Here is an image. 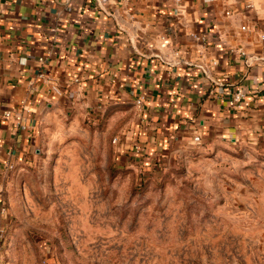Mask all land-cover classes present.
<instances>
[{"label": "crops", "instance_id": "0c3cea01", "mask_svg": "<svg viewBox=\"0 0 264 264\" xmlns=\"http://www.w3.org/2000/svg\"><path fill=\"white\" fill-rule=\"evenodd\" d=\"M247 1L0 0V171L61 113L134 108L149 144H264V0Z\"/></svg>", "mask_w": 264, "mask_h": 264}, {"label": "rangeland", "instance_id": "374dc122", "mask_svg": "<svg viewBox=\"0 0 264 264\" xmlns=\"http://www.w3.org/2000/svg\"><path fill=\"white\" fill-rule=\"evenodd\" d=\"M58 116L0 171V264H264V144H149L134 108Z\"/></svg>", "mask_w": 264, "mask_h": 264}, {"label": "built area", "instance_id": "2783aa9c", "mask_svg": "<svg viewBox=\"0 0 264 264\" xmlns=\"http://www.w3.org/2000/svg\"><path fill=\"white\" fill-rule=\"evenodd\" d=\"M96 1V4L99 6V7H105V6H107L109 3H110V1L111 0H95ZM207 3L208 2H211V1H213V0H205ZM178 2H179V4H181L182 2H181V0H178ZM247 7L248 8H253L254 7V4H253V2L251 1V0H248L247 1ZM228 14H230V13H228ZM247 28L246 27H243V30H246ZM194 37L196 38V39H200V37H198V36H196V35H194ZM39 62L40 63H44L45 62V59L44 58H40L39 59ZM40 77H44V75L42 74V75H40ZM55 90L56 91H58V89L57 88H55ZM243 97H244V92H243V90H239L237 93H236V95H235V102H239V101H241L242 99H243ZM143 100H144V97H140L139 99H137L136 100V105L137 106H141L142 105V103H143ZM2 115L4 116V117H8V116H10V113L8 112V111H6V110H4L3 111V113H2ZM22 127V126H21ZM23 129H25V127L23 126L22 127ZM13 165H11V164H7L6 165V168H9V169H13Z\"/></svg>", "mask_w": 264, "mask_h": 264}]
</instances>
